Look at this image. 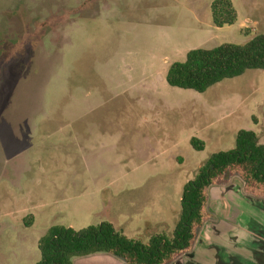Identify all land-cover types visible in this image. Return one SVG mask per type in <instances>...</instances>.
<instances>
[{
  "label": "rangeland",
  "instance_id": "1",
  "mask_svg": "<svg viewBox=\"0 0 264 264\" xmlns=\"http://www.w3.org/2000/svg\"><path fill=\"white\" fill-rule=\"evenodd\" d=\"M213 1L0 0V264H36L54 225L171 233L212 154L239 130L264 144V71L202 93L165 81L191 49L264 35V0H230L223 27Z\"/></svg>",
  "mask_w": 264,
  "mask_h": 264
},
{
  "label": "trees",
  "instance_id": "2",
  "mask_svg": "<svg viewBox=\"0 0 264 264\" xmlns=\"http://www.w3.org/2000/svg\"><path fill=\"white\" fill-rule=\"evenodd\" d=\"M210 10L215 27L236 20L230 0H215ZM256 69L264 71V35H256L244 45L191 49L184 61L168 67L165 81L171 87L202 93L224 79ZM191 143L196 149L202 148L197 139ZM232 178L241 182L245 195L264 199V144L253 131L239 130L233 149L212 154L184 184L171 233H155L142 243L117 232L108 222L80 230L54 225L37 242L40 260L36 264H72L74 258L94 254L108 255L124 264H170L193 251L199 230L215 218L208 209L209 188L225 185Z\"/></svg>",
  "mask_w": 264,
  "mask_h": 264
},
{
  "label": "crops",
  "instance_id": "3",
  "mask_svg": "<svg viewBox=\"0 0 264 264\" xmlns=\"http://www.w3.org/2000/svg\"><path fill=\"white\" fill-rule=\"evenodd\" d=\"M215 216L199 230L193 251L170 264H264V199L242 192L236 178L209 188ZM72 264H124L111 256L74 258Z\"/></svg>",
  "mask_w": 264,
  "mask_h": 264
}]
</instances>
